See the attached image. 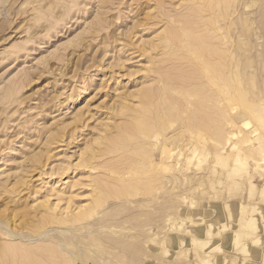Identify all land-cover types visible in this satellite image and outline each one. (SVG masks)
<instances>
[{
    "label": "rangeland",
    "instance_id": "1",
    "mask_svg": "<svg viewBox=\"0 0 264 264\" xmlns=\"http://www.w3.org/2000/svg\"><path fill=\"white\" fill-rule=\"evenodd\" d=\"M209 1L0 0V264H264V0Z\"/></svg>",
    "mask_w": 264,
    "mask_h": 264
},
{
    "label": "bare ground",
    "instance_id": "2",
    "mask_svg": "<svg viewBox=\"0 0 264 264\" xmlns=\"http://www.w3.org/2000/svg\"><path fill=\"white\" fill-rule=\"evenodd\" d=\"M211 1H212V0H210L209 2L211 3ZM218 1H219V0H218ZM200 2H202V1H200ZM200 2H199V3H200ZM210 3H208V4H210ZM202 4H203V3H202ZM203 6H204V4H203ZM193 7H194V6H193ZM213 7H214V5H213ZM213 7L211 6V8H213ZM198 8H200L201 12H203V8H201V7H198ZM205 8H206V6L204 7V9H205ZM209 8H210V6H209ZM211 8H210V9H211ZM260 8H261V7H260ZM191 10H192V9H191ZM200 10H198V13H201V12H199ZM210 11H211V10H210ZM213 11H214V9H213ZM204 12L206 13L207 11H204ZM204 12H203V13H204ZM211 13H212V11H211ZM189 14H190V13H189ZM191 15H192V14H191ZM191 15H190V16H191ZM194 15H197V14H194ZM204 15H205V14H204ZM201 16H202V14H201ZM180 17H181V16H180ZM183 17H184V16H183ZM195 17L197 18V16H195ZM202 17H203V16H202ZM179 19H180V18H179ZM180 20H181V19H180ZM189 20H190V19H189ZM185 21H187V20H185ZM183 22H184V19H183L182 23H183ZM208 22H210V21H208ZM190 23H191V22H189L188 24H190ZM181 25H182V24H181ZM209 25H210V24H209ZM209 25H208V26H209ZM171 26H172V25H171ZM206 26H207V25H206ZM167 27H168V26H167ZM186 27H187V26H186ZM192 27H193V26H192ZM173 28H174V26H173ZM167 29H168V28H167ZM167 29H166V30H167ZM185 29H186V28H185ZM208 29H210V28H208ZM176 30H177V29H176ZM178 30H180V29H178ZM196 31H197V30H196ZM166 32H167V31H166ZM179 34H180V33H179ZM205 34H206V33H205ZM166 36H167V38L165 39V40H166L165 46L168 45V47L170 46L169 48H172L171 46H173V48H176V46H178V45H177L178 42L180 41V39L178 38V34H177V32L174 31V30H171V29H170V30L168 31V33H166L165 37H166ZM165 37H164V38H165ZM194 37H195V36H194ZM185 38H186V37H185ZM203 38H204V37H203ZM191 40H192V38H191ZM197 40H198V37H197ZM188 42H189V41H188ZM190 42H191V41H190ZM200 42L202 43V42H203V39H202V41H200ZM205 42H206V41H205ZM188 44H189V45H187V46L189 47L191 44H190V43H188ZM202 44H203V43H202ZM203 45H205V44H203ZM215 47H216V46H215ZM221 48H222V47H221ZM197 49H198V48H197ZM200 49H201V48H200ZM203 49H204V48H203ZM174 50H175V49H174ZM186 50H187V49H186ZM201 50H202V49H201ZM205 50H206V51L209 50V51H208V56H206L207 58H206L205 56H204L205 58L203 57V58H204L203 61H204V63H205L204 66H205V70H206L205 72H206V73L208 72L207 75H205V76H207V78L210 80V82H212V81L214 80V78H215L214 76H212V75H213V72H214L213 69H214L215 66H216V65H215L216 62L214 63V60H215V59L217 60L218 58H220V61L223 60V62L221 61L223 64L226 63V62H227V61H226L227 58H226V55H225V54H226V53H225L226 50H225V48L222 50V51L225 50V51H224V53H225V54H224V55H225L224 58H226V59H224V58L222 59V56H221L222 53H220V52H222V51H220V52L217 51V50L215 51V48L213 49V48H211V46H210V47H207V48L205 47ZM169 52H170V50H169ZM182 53H183V52H182ZM167 54H168V51H167ZM167 54H166V55H167ZM173 54H175V51H172V49H171V55H172V56H171V55H168V56H169V57L171 56V58H172V57H173ZM176 54H178V53H176ZM176 54H175V55H176ZM199 54H201V53H199ZM202 54H203V53H202ZM205 54H206V52H205ZM175 55H174V56H175ZM222 55H223V54H222ZM224 55H223V56H224ZM177 56H178V55H177ZM180 56H181V55H180ZM175 57H176V56H175ZM175 57H174L173 60L176 59ZM164 58H165V57H164ZM164 58L162 57L163 61H164ZM167 59H170V58L167 57L165 60H167ZM180 59H181V58H180ZM188 59H189V58H188ZM213 59H214V60H213ZM171 60H172V59H171ZM176 60H179V59H176ZM167 61H168V60H167ZM228 61H229V60H228ZM170 62H171V61H170ZM178 62H179V61H178ZM186 62H187V61H186ZM158 63H159V62H158ZM160 63H161V62H160ZM228 63H229V62H228ZM166 64H168V63H166ZM220 64H221V63H220ZM223 64H222L221 66H223ZM170 65H171V64H170ZM181 65H182V64H181ZM190 65H191V64H190ZM190 65H189V67H190ZM157 67H158V66H157ZM167 67H168V66H167ZM181 67H182V66H181ZM197 67H198V66H197ZM161 68H162V66H161ZM161 68H160V69H161ZM194 68H195V67H194ZM157 69H159V68H157ZM160 69H159V70H160ZM179 69H181V68H179ZM199 69H200V68H199ZM218 69H219V68H218ZM223 69H224V67H223ZM159 70H157V72H158V76H157V78H158V80H159L160 83H158V85L156 84L157 86H155V88H153V89L151 88V90H147V91L143 92L142 95H141V101H142L143 103L141 102L140 104H144V105H146V106H143V105H142V106H143V109H144V110H143L144 114H142V115H145V112H147V111L149 112V111H150V109H149L148 106H149V105H150V106L153 105V104H152L153 98H155V101L158 103V101L160 102V101L162 100V99L160 98V96L162 97V96H165V95H166V97H167V94H166V93H167V91H169V89H170V86H169L170 84L168 85V83H170V82L172 81V77L167 75V73H168L167 71H166V72H167V73H166V72H164V71H162V70H161V71H159ZM188 70H189V69H188ZM193 71H194V70H193ZM211 71H212V74L210 73ZM171 72H172V71H171ZM177 73H178V72H177ZM231 73H232V70L229 69V70H226V71L222 72L221 74L224 75V76H225V75L228 76V75L231 74ZM187 74H188V73H187ZM189 74H190V73H189ZM193 74H194V73H193ZM169 75H170V74H169ZM184 75H185V74H184ZM215 75H217V74H215ZM173 76H174V75H173ZM179 76H180L179 74H178V75L176 74V77H178V79H179L178 82H181L180 79H183L184 76H182V77H180V78H179ZM218 76H220V75H218ZM218 76H217V77H218ZM187 79H188V75L186 76V79H185V80L183 79V80L186 81ZM191 79H192V78H191ZM174 80H175V79H174ZM174 80H173V81H174ZM209 80H208V81H209ZM215 80H216V79H215ZM175 81H176V80H175ZM187 81H188V80H187ZM194 81H195V80H194ZM178 82H177V83H178ZM171 83H174V82H171ZM188 83H189V82H188ZM197 83H198V82H197ZM197 83H195V84H197ZM181 84H182V83H181ZM190 84H191V83H190ZM227 84H228V82H227ZM174 85H175V83H174ZM176 85H177V84H176ZM176 85H175V86H176ZM168 86H169V87H168ZM171 86H172V85H171ZM177 86H178V85H177ZM167 88H168V89H167ZM171 88H172V87H171ZM218 88H219V87H218ZM182 90H183V89H182ZM157 96H159V97H157ZM174 96H175V95H174ZM169 97H170V96H169ZM209 97H211V96L209 95ZM156 98H159V100L156 99ZM172 98H173V97H172ZM160 99H161V100H160ZM206 99H207V98H206ZM171 100H172V99H171ZM207 100H208V99H207ZM209 100H212V98L209 99ZM209 100H208V101H209ZM167 101H168V102H167ZM167 101L165 100V102H167V104H168V106H169V104H170L169 102H171V101H169V99H168ZM181 101H182V100H181ZM194 101H195V99H194ZM150 102H151V104H150ZM153 102H154V101H153ZM161 102H162V101H161ZM165 102H164V105L166 104ZM209 102H210V101H209ZM146 103H149V104H146ZM154 103H155V102H154ZM155 104H156V103H155ZM181 104H182V103H181ZM162 105H163V104H162ZM142 106L140 105L139 108H142ZM156 106H157V104H156ZM156 106H154V107H156ZM158 106L160 107V105H158ZM171 106H173V104H170L169 108H170ZM200 106H201V105H200ZM211 106H212V105H211ZM169 108L167 107L168 111H169ZM171 108H172V107H171ZM171 108H170V109H171ZM206 108H208V107H206ZM165 109H166V108H165ZM138 111H139V110H138ZM154 111H155V110H154ZM158 111H159V110H158ZM140 112H141V110L139 111V113H140ZM148 112H147V114H148ZM151 112H152V111H151ZM151 112H150V113H151ZM141 113H142V112H141ZM155 113H156V112H155ZM147 114L145 115V118H146V119H145V118H142V117L139 118V116H138V117L136 116V118L133 117L134 119L129 120V122L131 121V123H130V124H127V125H131L132 127H135L134 129L137 130V132H138L139 134H141V135H143V136H144V135H147V134L149 133L150 129H151V126H153L151 123H149V122L151 121V119H148V118H151V117H149V115H147ZM134 115H135V114H134ZM136 115H137V114H136ZM140 115H141V114H140ZM151 115H153V113H152ZM151 115H150V116H151ZM146 116H147V117H146ZM153 118H154V115H153ZM153 118H152V120H153ZM142 119H143V120H142ZM144 119H145V120H144ZM147 119H148V120H147ZM155 119H156V118H155ZM127 122H128V121H127ZM127 122H126V123H127ZM153 122H154V120H153ZM126 123H125V124H126ZM125 126H126V125H125ZM125 126H124V127H125ZM131 126H130V130H131ZM125 128H126V127H125ZM134 129H133V130H134ZM124 130H125V129H124ZM128 130H129V128H128ZM128 130H127V131H128ZM133 130H131V131H133ZM122 131H123V129H122ZM120 133H121V132H120ZM135 133H136V131H134V134H135ZM123 134H124V132H123ZM130 134H131V132H130ZM139 134H136V137H137V135H139ZM124 135H125V134H124ZM119 136H120V134H119ZM127 136H128V135H127ZM129 136H130V138H131V135H129ZM133 136H134V135H133ZM138 137H141V136L139 135ZM121 139H123V137H121ZM124 139H125V138H124ZM124 139H123V140H124ZM131 139H132V138H131ZM115 140H116V139H115ZM123 140H122V141H123ZM126 140H127V139H126ZM111 141L114 142V139H112ZM117 141H118V140H117ZM120 141H121V140H120ZM132 141H133V140H132ZM133 142H134V141H133ZM116 143H117V142H115V145H116ZM118 143H119V142H118ZM121 143H122V142H121ZM123 143H125V141H124ZM119 145H120V144H119ZM109 146L111 147V145H109ZM113 147H114V143H113V145H112V148H113ZM115 147H116V146H115ZM183 147H184V146H183ZM183 147L181 146V147L179 148V151H178V154H177V162L179 161V158H180V157L182 156V154H183V150H184ZM112 148H111V150H112ZM123 148H124V147H123ZM123 148H122V149H123ZM109 149H110V148H109ZM188 149H189L191 152H194V149L189 148V147H188ZM114 150H115V148H114ZM109 151H110V150H109ZM124 152H125V151H124ZM124 152H123V154H124ZM138 152H139V151H138ZM195 152H196V151H195ZM204 153H205V157H208V156H209V153H208V151H207L206 148L204 149ZM118 154H119V153H118ZM132 154H133V153H132ZM153 154H154V153H153ZM125 155H126V154H125ZM133 155H135V154H133ZM127 157H128V155H127ZM109 158H110V157H109ZM121 158H122V156H121ZM125 158H126V156H125ZM125 158H124V159H125ZM129 158H130V157H129ZM135 158H136V157H135ZM186 158H188L187 155H186ZM130 159H131V158H130ZM107 160H108V159H107ZM113 160H114V159H113ZM120 161H123V160H120ZM128 161H129V160H128ZM114 162H117V161H114ZM118 162H119V161H118ZM111 163H112V162H111ZM131 163H132V162H131ZM113 164H114V163H113ZM126 164H128V163H126ZM153 164H154V163H153ZM118 165H119V164H118ZM128 165H129V164H128ZM109 166H110V165H109ZM111 167H113V166H111ZM114 167H115V166H114ZM116 167H117V166H116ZM125 167H127V166H125ZM177 168H178V167H177ZM117 169H118V168H117ZM120 169H121V168H120ZM122 169H124V168L122 167ZM147 169H148V168H146V170H147ZM112 170H113V169H112ZM146 170H144V172H146ZM115 172H116V171H115ZM118 172H119V171H118ZM125 172H126V171H125ZM127 172H128V171H127ZM136 172H137V171H136ZM142 172H143V171H142ZM145 177H146V176H145ZM106 185H107V184H106ZM106 185H105V186H106ZM104 188H105V187H104ZM107 190H108V189H107ZM83 214H84V213H78V214H76V216L74 215V217H76V220H77V218L81 219V217H84ZM59 217H60V216H59ZM72 217H73V216H72ZM72 217H71V218H72ZM74 217H73V218H74ZM60 219H61V218H60ZM67 219H70V218H67ZM67 219H66V220H67ZM74 219H75V218H74ZM74 219H71L72 222H73V221H76V220H74ZM61 222H62V221H61ZM63 222H64V221H63ZM34 238H35V237H34ZM34 238H33V239H34ZM33 239H32V240H33ZM37 245H38V244H37ZM35 246H36V245H35ZM3 247H4V246H3ZM1 248H2V247H1ZM42 248H43V247H42ZM2 249H3V248H2ZM10 254H11V253H10ZM48 258H49V257H48ZM2 260H3V259H2ZM55 261H56V260H55ZM2 263H3V262H2Z\"/></svg>",
    "mask_w": 264,
    "mask_h": 264
}]
</instances>
